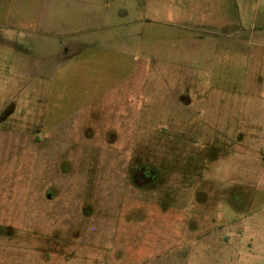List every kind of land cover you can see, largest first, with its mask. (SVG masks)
<instances>
[{"label": "rangeland", "instance_id": "rangeland-1", "mask_svg": "<svg viewBox=\"0 0 264 264\" xmlns=\"http://www.w3.org/2000/svg\"><path fill=\"white\" fill-rule=\"evenodd\" d=\"M25 1L33 14L39 0H1V14ZM149 20L136 43L184 36ZM125 22L53 57L1 19L0 264H264V91L246 93L250 58L203 48L194 82L187 61L162 71L129 50Z\"/></svg>", "mask_w": 264, "mask_h": 264}, {"label": "crops", "instance_id": "crops-1", "mask_svg": "<svg viewBox=\"0 0 264 264\" xmlns=\"http://www.w3.org/2000/svg\"><path fill=\"white\" fill-rule=\"evenodd\" d=\"M10 1L7 2L8 6ZM212 1L112 0L114 4L108 6L110 0H39L34 13H29V15L25 11L30 4L25 1L23 4L26 8L25 14L9 16L10 11L1 14L0 0V21L1 19L4 22L13 21L14 25L18 26L17 28L34 32L36 39H46L41 45V50L54 57L65 51L67 47L82 49L87 45H93L97 40H109L111 37H115L110 29H107L108 26L118 20L125 19L127 24H131L132 33H135L131 35L132 41L126 43L129 50H145L149 65H157L154 60L157 59L159 66L157 68H161L162 71L165 64L174 65L176 62L180 64L187 61L191 66L189 77L194 82H199L198 66L204 61L207 64L211 60L209 54L206 51L203 52L204 49L221 50L222 63H224L223 56L228 55L231 48L237 49L241 52L239 54L244 55L245 60L250 58L249 66L254 68L251 73L248 72V69L244 75L246 93L253 96L261 94L262 96L264 91L262 75L264 70V0H239L240 10L237 4H234L235 0L232 3L230 0H217L216 4H213ZM250 3L253 4L251 10L253 23L243 24L242 10ZM153 16L163 20V23L174 25L182 23L185 28L182 32L184 36L179 37L177 41L162 42L158 45L145 41L136 43L134 38L138 36L137 32L144 23H150L149 18ZM205 37L206 39H204ZM213 38L216 41L213 42ZM36 48L40 47L36 46ZM143 66H138L134 73L143 75ZM114 75L112 73L109 76L111 78ZM161 75L162 79H170L167 78L165 72H162ZM223 76L224 67L218 73L217 79L223 81ZM150 77L152 78V74ZM177 77L173 75V78ZM123 79L121 74L115 82ZM124 80L127 81L126 78ZM211 90L207 92L209 96L214 94ZM118 96H129L126 86L124 91L115 92L112 98L117 100ZM219 96L214 98L217 99ZM259 103V110H255V113L257 111L263 114L264 107L261 102ZM206 112L208 113L207 119H211L213 111L206 110ZM250 112L251 110L246 113ZM3 256L1 254V258ZM1 264H3L2 261Z\"/></svg>", "mask_w": 264, "mask_h": 264}]
</instances>
